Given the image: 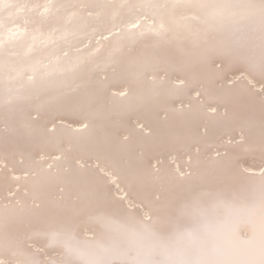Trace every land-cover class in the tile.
Instances as JSON below:
<instances>
[{"label": "snow or ice", "instance_id": "snow-or-ice-1", "mask_svg": "<svg viewBox=\"0 0 264 264\" xmlns=\"http://www.w3.org/2000/svg\"><path fill=\"white\" fill-rule=\"evenodd\" d=\"M0 264H264V0H0Z\"/></svg>", "mask_w": 264, "mask_h": 264}]
</instances>
